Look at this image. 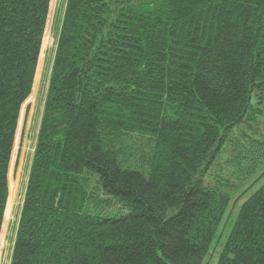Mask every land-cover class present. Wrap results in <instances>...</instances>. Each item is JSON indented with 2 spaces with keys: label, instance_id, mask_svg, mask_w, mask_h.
Returning a JSON list of instances; mask_svg holds the SVG:
<instances>
[{
  "label": "trees",
  "instance_id": "1",
  "mask_svg": "<svg viewBox=\"0 0 264 264\" xmlns=\"http://www.w3.org/2000/svg\"><path fill=\"white\" fill-rule=\"evenodd\" d=\"M50 2L0 0V243ZM57 29L10 264H204L226 221L216 264H264V182L228 211L264 176V0H64Z\"/></svg>",
  "mask_w": 264,
  "mask_h": 264
},
{
  "label": "rangeland",
  "instance_id": "2",
  "mask_svg": "<svg viewBox=\"0 0 264 264\" xmlns=\"http://www.w3.org/2000/svg\"><path fill=\"white\" fill-rule=\"evenodd\" d=\"M62 5H64V0H51L50 2L48 19L40 47V53L38 57L33 87L29 97L22 104L19 115L18 126L14 139L13 152L9 165V168H11V178H9L8 173L7 201L9 195H11L12 197L8 209H6V202L5 211H7V217L4 219L3 216V229L1 230L2 238L0 243V264H10L17 222L27 182L28 169L33 153L36 134L41 120L43 102L47 92L52 59L56 47V38L58 31L57 19H60ZM254 127L257 129V131L264 132V117L257 125H254ZM236 135L240 136L239 133ZM261 172V169L258 170L254 174V177H257ZM263 182L264 176L257 180L252 186V188L248 192H246L244 196L240 197L237 201H234L237 199H235V197L237 196L233 195L234 199L232 198V205L228 208V211H230L229 221L233 222V219L238 211L239 205L243 203L247 199V197L254 190H256ZM127 212V209L108 208L104 211V214L109 216H115L125 214ZM230 229L231 227H229L227 221L224 225H221L218 233L222 232V234L220 235V238H215L213 240L211 244V249L204 259V264H216L218 252L220 251L221 245L225 242L226 237L230 232Z\"/></svg>",
  "mask_w": 264,
  "mask_h": 264
}]
</instances>
